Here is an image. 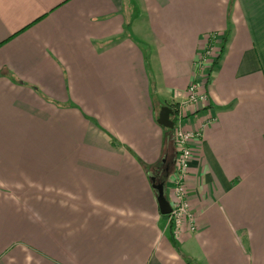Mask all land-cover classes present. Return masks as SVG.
Here are the masks:
<instances>
[{
    "label": "crops",
    "instance_id": "obj_1",
    "mask_svg": "<svg viewBox=\"0 0 264 264\" xmlns=\"http://www.w3.org/2000/svg\"><path fill=\"white\" fill-rule=\"evenodd\" d=\"M214 33L175 236L158 119ZM0 264H264V0H0Z\"/></svg>",
    "mask_w": 264,
    "mask_h": 264
},
{
    "label": "built area",
    "instance_id": "obj_2",
    "mask_svg": "<svg viewBox=\"0 0 264 264\" xmlns=\"http://www.w3.org/2000/svg\"><path fill=\"white\" fill-rule=\"evenodd\" d=\"M221 35L212 34L206 46L200 51L198 58L194 62V81L188 87L187 99L176 107L174 106V140L176 148V174L174 178L172 212L169 216V224L173 228L175 236H179L184 225L189 224L191 231L196 230V217L191 211L188 200L187 181L190 173V166L193 157V144L195 140L202 137L198 130L188 128L190 111L195 108L207 109L209 106V96L202 88L207 77L214 68L218 60L222 42ZM208 110V109H207ZM207 124L211 123L212 116L208 114Z\"/></svg>",
    "mask_w": 264,
    "mask_h": 264
},
{
    "label": "water",
    "instance_id": "obj_3",
    "mask_svg": "<svg viewBox=\"0 0 264 264\" xmlns=\"http://www.w3.org/2000/svg\"><path fill=\"white\" fill-rule=\"evenodd\" d=\"M173 115L174 111L170 107H163L158 119V123L165 128L172 130L174 128V121L171 119ZM152 181L154 189H156L158 192V203L160 211L162 215L168 216L172 212V207L165 196V184L158 183L156 177H153Z\"/></svg>",
    "mask_w": 264,
    "mask_h": 264
},
{
    "label": "trees",
    "instance_id": "obj_4",
    "mask_svg": "<svg viewBox=\"0 0 264 264\" xmlns=\"http://www.w3.org/2000/svg\"><path fill=\"white\" fill-rule=\"evenodd\" d=\"M39 20V19H38ZM37 20V21H38ZM37 21H35V22H37ZM223 44V47H224V43H222ZM217 63V62H216ZM174 106H172V108H173ZM167 175H169V172L167 173V171L163 174V177H166Z\"/></svg>",
    "mask_w": 264,
    "mask_h": 264
},
{
    "label": "rangeland",
    "instance_id": "obj_5",
    "mask_svg": "<svg viewBox=\"0 0 264 264\" xmlns=\"http://www.w3.org/2000/svg\"><path fill=\"white\" fill-rule=\"evenodd\" d=\"M221 42L223 43V37L221 38ZM173 118H174V116H173ZM170 185V183H168V185L167 186H169Z\"/></svg>",
    "mask_w": 264,
    "mask_h": 264
},
{
    "label": "flooded vegetation",
    "instance_id": "obj_6",
    "mask_svg": "<svg viewBox=\"0 0 264 264\" xmlns=\"http://www.w3.org/2000/svg\"><path fill=\"white\" fill-rule=\"evenodd\" d=\"M162 175H163V174H162ZM161 181H162V178H161L160 180L158 179V182H161Z\"/></svg>",
    "mask_w": 264,
    "mask_h": 264
},
{
    "label": "bare ground",
    "instance_id": "obj_7",
    "mask_svg": "<svg viewBox=\"0 0 264 264\" xmlns=\"http://www.w3.org/2000/svg\"><path fill=\"white\" fill-rule=\"evenodd\" d=\"M186 231V230H185ZM181 235V234H180Z\"/></svg>",
    "mask_w": 264,
    "mask_h": 264
}]
</instances>
